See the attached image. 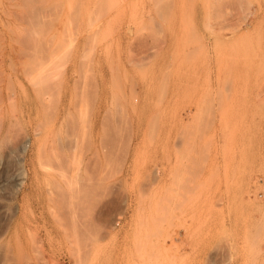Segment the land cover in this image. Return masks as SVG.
Instances as JSON below:
<instances>
[{"label":"rangeland","instance_id":"1","mask_svg":"<svg viewBox=\"0 0 264 264\" xmlns=\"http://www.w3.org/2000/svg\"><path fill=\"white\" fill-rule=\"evenodd\" d=\"M19 256L264 264V0H0V264Z\"/></svg>","mask_w":264,"mask_h":264},{"label":"bare ground","instance_id":"2","mask_svg":"<svg viewBox=\"0 0 264 264\" xmlns=\"http://www.w3.org/2000/svg\"><path fill=\"white\" fill-rule=\"evenodd\" d=\"M67 188H69V187H67ZM57 202H58V201H57ZM55 207H58V206H55ZM70 208H71V207H70ZM66 232H67V231H66ZM66 232H65V234H66ZM67 233H68V232H67ZM68 236H69V234H68ZM66 237H67V236H66ZM70 237L72 238V235H71ZM70 237H69V238H70ZM67 239H68V238H67ZM67 239H66V240H67ZM69 240H70V239H68V241H66V244H67V245H68V244H71V243L73 242V240H72V242H70L71 240H70V241H69ZM64 241H65V240H64ZM64 241H63V242H64ZM64 243H65V242H64ZM64 243H63V244H64ZM64 245H65V244H64ZM67 251H68V250H67ZM20 252H21V250H20ZM21 253H22V252H21ZM69 253H70V251H69ZM22 254H23V253H22ZM20 255H21V254H20ZM21 256H22V255H21ZM24 256H25V254H24ZM70 257H71V258H70L71 261H74V262L77 261V260L74 258V256L71 255ZM22 258H23V257H20V256H19V258L17 259V262H16L15 264H28V262L26 263L25 261H23ZM26 259H27V258H26ZM52 261H53V260H52ZM60 263H62V262H60ZM29 264H30V262H29ZM38 264H39V263H38ZM40 264H54V263H53V262L46 261V262H42V263H40Z\"/></svg>","mask_w":264,"mask_h":264}]
</instances>
